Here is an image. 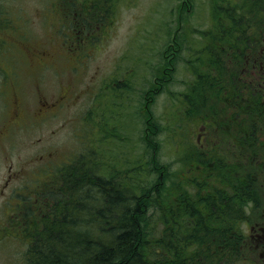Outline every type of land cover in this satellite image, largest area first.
Returning <instances> with one entry per match:
<instances>
[{
  "label": "trees",
  "instance_id": "trees-1",
  "mask_svg": "<svg viewBox=\"0 0 264 264\" xmlns=\"http://www.w3.org/2000/svg\"><path fill=\"white\" fill-rule=\"evenodd\" d=\"M192 3L185 0L178 4L174 29L165 31L167 40L158 61L148 67V86L136 89L137 105H123L134 118L132 126L125 123L121 130L118 123L104 121L103 117H99L101 122L90 120L92 128L104 130V139L116 136L131 142L126 136L140 133L141 153L135 156L136 164L126 159L121 163L124 167L105 166L102 149L96 148L75 156L74 166H61L57 170V189L49 191L47 212L38 216L21 211L8 220L7 224L19 230L12 236L20 238L25 246L20 264L235 263L231 254L242 252L240 222L262 204L264 192L257 187L261 186V166H245L244 170L229 166L224 173L221 168L216 172L221 185L215 188L192 177L186 182L189 188L181 184L183 181L167 183L170 174L163 166L168 164L159 159L157 139L162 127L151 108L156 95L173 81L182 59L181 48L186 46L188 59L183 62L190 79L182 92L168 91L181 107L177 115L175 110L171 114L173 123L201 114L212 121L219 118L217 110L230 105L229 95L238 96L240 102L233 106L229 120L233 124L243 122L244 136L249 143L254 141L257 124L264 118V0L252 4L247 0H208V28L203 30L185 23ZM60 5L63 22L59 29L71 35L70 43L79 53L97 41L96 35L104 30V22H109L114 6ZM7 14L4 4H0L1 25L9 28ZM189 33L198 36L191 48L186 39ZM253 67L261 80L255 81L251 75ZM136 75L133 70L126 77L119 76L121 79L117 75L108 77L98 92L110 90V98L121 96L126 100L133 93ZM95 116L98 114L93 109L88 111L87 119ZM175 125L173 133L178 128ZM243 132L241 129L233 136L237 138ZM195 148L192 145L188 149L186 163L198 159ZM252 160L249 157L246 164H254ZM84 161L90 166H82ZM21 216L23 219H18Z\"/></svg>",
  "mask_w": 264,
  "mask_h": 264
},
{
  "label": "rangeland",
  "instance_id": "rangeland-1",
  "mask_svg": "<svg viewBox=\"0 0 264 264\" xmlns=\"http://www.w3.org/2000/svg\"><path fill=\"white\" fill-rule=\"evenodd\" d=\"M250 1L247 0V4L254 0ZM184 2L0 0L10 23L6 28L0 22V264H20L25 248L20 238L12 236L19 230L7 224L8 220L21 211L38 216L46 213L49 191L57 189V170L72 163L75 154L99 148L105 166L121 168L126 159L130 164H136L135 156L141 153L140 133L127 135L131 142L118 140L116 136L104 139V130L92 128L90 120L100 121L99 117H103L104 121L118 123L119 129L125 123L132 126L134 118L123 105H137L136 89L140 91L143 86H148V67L158 61L159 52L167 40V35H163L166 30L174 29L178 4ZM60 4L114 6L107 18L109 22H104V30L96 35L97 41L79 53L70 43L71 35L59 29L63 22ZM192 4L193 8L185 19L186 25L198 30L208 28V0H193ZM191 34L186 38L189 47L198 41V36ZM185 48H181L182 59L177 63L173 81L168 89L163 88L164 92L156 95L151 108L162 127L157 139L160 142L159 159L168 164L163 166L170 174L167 183L183 181L181 184L189 188L186 182L192 177L215 188L220 184L216 172L221 168L224 173L229 166L243 170L245 166H261L258 172L261 186L257 187L264 192V118L257 124L259 130L255 140L249 143L248 137L244 136L245 124H233L229 120L234 112L233 106L240 102L238 96L229 95L230 105L217 110L219 118L212 121L201 114L182 123L175 119L176 125L173 123L171 114L175 110L177 115L181 107L168 91L173 94L182 92L184 83L190 79L183 62L188 59ZM133 70L138 78L134 79L133 93L128 99L123 100L121 96L112 99L110 90L99 94L98 89L105 79L113 75L121 79L132 74ZM251 73L255 81L261 80L255 67L251 68ZM57 102L61 105L55 108ZM92 109L98 116L87 119L88 111L90 113ZM173 125L178 127L174 133L171 130ZM239 128L244 132L236 138L233 133H239ZM200 129L205 135L199 146L206 148L208 158L188 161L182 166L183 148H191ZM249 157L254 164H246ZM209 163L213 165L208 166ZM196 164L204 166H194ZM262 212L264 196L259 209L247 215L245 222H240L239 233L244 228L243 223L249 227L260 226ZM251 246L231 254L232 258L235 257L234 264H264L263 247L255 246V242H251Z\"/></svg>",
  "mask_w": 264,
  "mask_h": 264
},
{
  "label": "flooded vegetation",
  "instance_id": "flooded-vegetation-1",
  "mask_svg": "<svg viewBox=\"0 0 264 264\" xmlns=\"http://www.w3.org/2000/svg\"><path fill=\"white\" fill-rule=\"evenodd\" d=\"M59 105H61V102H57L55 105V108H58ZM204 135H205L204 131L202 129H200V131L195 136L196 142L194 141V144H193L196 147L195 148L196 153L198 155V158H200V160H202V158L204 159L208 155V152H206V148L199 146L201 144V139H203ZM189 148L190 147H184L183 148V161H182L183 164H182V166H186L185 165L186 153L189 151L188 150ZM186 150H188V151H186ZM193 150H194V148H193ZM216 158H218V157H216ZM81 164H82V166H90L89 161L88 162L84 161ZM218 164H220V163H218ZM221 164H222V162H221ZM68 165H71V163L70 164L68 163ZM207 165L212 166L213 163H209ZM77 166H79V165H77ZM194 166H204V165L203 164H196ZM262 216H263V220H262V223L260 226H258V224H257L254 227H251V226L249 227L246 223H243L244 228L241 230V233L239 236V238L241 239L240 248L242 249V251L245 250L246 248L252 247L251 242H255V246L257 245V246L263 247V249H264V212H262L260 214V217H262ZM240 229H241V225L239 226V230ZM256 230L258 231L257 233L255 232ZM245 231H246V233H245Z\"/></svg>",
  "mask_w": 264,
  "mask_h": 264
}]
</instances>
